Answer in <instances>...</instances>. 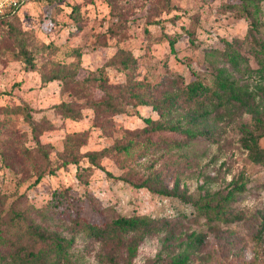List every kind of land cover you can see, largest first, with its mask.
Segmentation results:
<instances>
[{"label":"rangeland","instance_id":"374dc122","mask_svg":"<svg viewBox=\"0 0 264 264\" xmlns=\"http://www.w3.org/2000/svg\"><path fill=\"white\" fill-rule=\"evenodd\" d=\"M234 1L27 0L19 17L0 15L3 217L10 219L13 207L41 229L72 238L70 260L61 264H110L111 254L118 264H126V245L90 236L85 228V222L102 223L117 213L157 219V228L140 239L132 264H172L180 252L189 254L183 264H264V232H259L264 165L250 158L240 140L242 124L253 125L252 114L239 109L232 115L204 114L183 91L192 70L211 82L220 66L251 87L264 81L246 38L249 21L240 7L230 6ZM262 5L264 20V1ZM176 33L174 52L168 35ZM228 40L249 55L240 68L224 54ZM22 46L35 68L27 67ZM125 83L159 108L138 102ZM112 98L124 105L123 111L96 106ZM23 99L33 107L36 133L21 110ZM63 100L74 103L80 114L58 109ZM150 114L199 134L152 131L143 118ZM74 132L79 133L77 141L70 140ZM35 134L49 144L55 172H46L30 186L43 167ZM148 139L155 142L147 145ZM128 143L132 148L126 154L121 146ZM70 148L80 153L105 149L100 162L118 177L107 176L84 155L80 164L90 170L87 181H80L76 163L62 165L61 153ZM154 173L169 187L178 181L189 198L134 185ZM56 189L67 192L60 203ZM205 190L229 219L198 207L196 200ZM17 249V242L4 246L3 256L11 259ZM3 260L0 256V264Z\"/></svg>","mask_w":264,"mask_h":264},{"label":"trees","instance_id":"16d2710c","mask_svg":"<svg viewBox=\"0 0 264 264\" xmlns=\"http://www.w3.org/2000/svg\"><path fill=\"white\" fill-rule=\"evenodd\" d=\"M264 0H238L233 3H229L230 6H238L241 9V13L249 21L246 38L250 43V47L253 51L254 56L257 58L259 66L257 70L264 79V33L262 26L263 20V5ZM21 6L15 9H8L5 13L0 14L1 16L14 15L19 17V10ZM189 37L194 38L193 30L186 29ZM180 33H176L175 36L168 35L171 50L175 52V43ZM224 49V54L228 61L237 68L241 67V60L249 62V55L243 53L238 47L235 46L233 41H227ZM23 55L24 61L28 68H35V63L29 50L22 46L20 50ZM126 67L129 68L130 64L125 63ZM193 78L183 88L184 93L190 98L194 99L198 107L202 108L204 114H210L215 112L220 116L232 115L235 109L241 111H247L252 114L253 125L243 123L241 127V143L248 150L249 156L252 160L264 165V146L261 144V138L264 136V81L259 82L254 87H251L247 83L240 82L238 78L233 77L226 67L220 66L214 70L213 80L211 82H205L199 77L196 71L192 70ZM142 81H138L140 84ZM130 91V94L138 98V102L141 104H152L153 109H158V104H155L150 99L142 95L135 89V85L130 86L125 83ZM129 86V87H128ZM99 101L96 106L104 107L113 112H120L124 110V105L117 103L112 98L104 101ZM57 108L62 112L67 113L71 116L77 117L80 112L74 106V103L63 100L57 104ZM21 110L32 126V130L36 133L38 131V125L36 124L35 117L33 114V107L27 101L23 99ZM144 120L148 123L146 128H151L152 131L157 129L168 128L170 130L184 131L190 136H197L199 132L196 130L183 127L181 123H169L165 124L163 121H158L154 115L143 116ZM79 133L74 132L70 134V140L77 141ZM36 149L38 155L41 158L42 170L38 172L36 179L30 184L33 186L37 184L44 176L46 172L54 173L55 168L53 166V160L50 156L49 144L43 143L38 135ZM147 145L150 142H155L152 139L147 140ZM121 148L126 154L131 153L132 144L128 143ZM27 156L30 155L31 150L27 148L25 150ZM106 154V150L100 151H89L87 153H80L77 149H67L62 152V165L69 163H76L80 169L78 172V178L80 181L86 182V174L90 170V166L83 167L80 164L82 156H88L91 163L104 169L107 176L118 177L111 170L107 169L101 162L100 158ZM136 186H145L150 188L152 191L159 194H171L176 195L183 199H188L189 195L185 188L180 187V183L176 181L173 187H169L163 183V179L158 173H154L143 178L139 182H135ZM240 188H244L240 185ZM56 193L58 201L62 202V195L67 194L66 190L54 191ZM232 193L229 191L226 198H230ZM198 207H200L205 213L213 212L214 215L229 219L224 212V209L220 207L219 202L213 203L212 196L208 191H204L202 197L198 201L196 200ZM4 210V209H3ZM3 210L0 211V256L3 260V264H61L62 262H68L70 260L69 248L72 245V238H68L60 235L56 231H49L41 229L37 224H33L30 221L28 215L22 211H18L11 207L10 210L13 213L10 219L6 220L3 217ZM5 211V210H4ZM77 219V217H75ZM76 221L82 222L77 219ZM154 217L147 214H131L125 215L117 213L111 216L109 221L102 223L97 222H85V228L90 236L97 238H106L112 240L119 245H126L128 256L126 264H132L133 258L135 257L140 239L146 233H149L157 228ZM260 234L264 232V217L261 221L259 228ZM195 239L200 240L199 235L195 234ZM13 242H17L19 249L10 254L11 259L4 257L2 248L4 246H11ZM189 258L188 253H178L173 255L171 258L172 264H183ZM7 259V260H6ZM110 264H118L117 256L111 254L108 256Z\"/></svg>","mask_w":264,"mask_h":264},{"label":"built area","instance_id":"2783aa9c","mask_svg":"<svg viewBox=\"0 0 264 264\" xmlns=\"http://www.w3.org/2000/svg\"><path fill=\"white\" fill-rule=\"evenodd\" d=\"M27 0H0V14L5 13L8 9H15L22 6Z\"/></svg>","mask_w":264,"mask_h":264}]
</instances>
